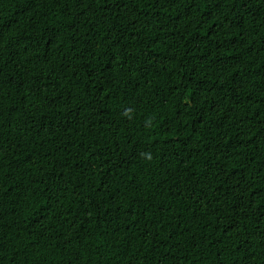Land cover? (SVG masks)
<instances>
[{"label":"trees","instance_id":"obj_1","mask_svg":"<svg viewBox=\"0 0 264 264\" xmlns=\"http://www.w3.org/2000/svg\"><path fill=\"white\" fill-rule=\"evenodd\" d=\"M0 264H264V0H0Z\"/></svg>","mask_w":264,"mask_h":264}]
</instances>
